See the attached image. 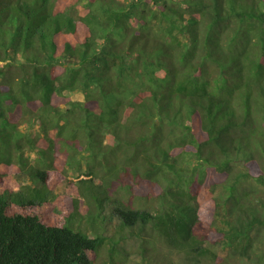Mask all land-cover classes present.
<instances>
[{
  "label": "trees",
  "instance_id": "1",
  "mask_svg": "<svg viewBox=\"0 0 264 264\" xmlns=\"http://www.w3.org/2000/svg\"><path fill=\"white\" fill-rule=\"evenodd\" d=\"M9 4L37 67L16 76L29 183L0 193V264H264V0Z\"/></svg>",
  "mask_w": 264,
  "mask_h": 264
},
{
  "label": "rangeland",
  "instance_id": "2",
  "mask_svg": "<svg viewBox=\"0 0 264 264\" xmlns=\"http://www.w3.org/2000/svg\"><path fill=\"white\" fill-rule=\"evenodd\" d=\"M48 4L52 0H42ZM14 6L7 5L1 9L0 6V37L3 38L6 36L17 38V44L19 43V49L16 50L15 56L12 55V58L8 60L2 67H0V177H13V180H8L6 183L4 181H0V193H4L5 191H17L19 190L20 184L29 183L27 175L17 168V163L20 158H23L26 161V158L30 157V152L27 151V144L25 139H22L23 133L25 131V125L20 124V118L18 115L20 114L19 105L21 97V86L24 81H27L24 77H16L19 74L18 69L24 68H32L37 67V65L32 64L35 62V58L31 55L27 54L25 50L27 43L29 42V38L27 35L28 29V19L25 18L24 22L19 20V17L15 16ZM7 10V13H6ZM86 8L82 5L78 9V13L82 14L85 12ZM2 47H0V51ZM14 52V50H13ZM31 58V60L28 59ZM23 81V82H22ZM19 97V98H17ZM18 99V100H17ZM22 102V101H21ZM23 103V102H22ZM9 109H11L14 114H10ZM19 145V146H18ZM13 161L14 163L9 166V162ZM66 180L63 181L62 184H57L55 186V192H62L67 189ZM219 190H217L218 192ZM209 193L202 194V198L208 196ZM215 195V194H214ZM41 214H46L49 219V222H57L59 224H63V217L60 213H57L51 205H44L35 209ZM17 211H21V209H17ZM105 219H103V223L97 222V228L102 229L104 234L110 235L116 225L118 224V218L111 214V207H106L104 211ZM84 228H87L91 231V234L94 233L93 229H95L96 224L91 226L87 222V214L82 220H77ZM154 242V243H152ZM158 241H154L151 238L144 242L145 246L149 249L155 245L157 251L166 252L167 248L160 244L156 243ZM152 243V244H151ZM154 244V245H153ZM128 251L131 250L130 255L128 256V260L130 262H140L141 257L136 254L137 242H129L128 245H125ZM150 255V251L147 252ZM219 256H224L226 254V250L218 249ZM105 255V251L100 253V257ZM122 255H120L121 258ZM97 259V263L99 264L102 261V258Z\"/></svg>",
  "mask_w": 264,
  "mask_h": 264
}]
</instances>
